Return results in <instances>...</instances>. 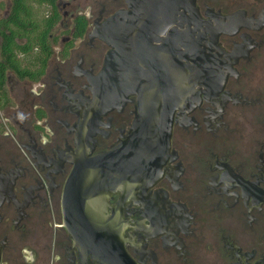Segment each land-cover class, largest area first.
I'll return each mask as SVG.
<instances>
[{
    "label": "flooded vegetation",
    "instance_id": "obj_1",
    "mask_svg": "<svg viewBox=\"0 0 264 264\" xmlns=\"http://www.w3.org/2000/svg\"><path fill=\"white\" fill-rule=\"evenodd\" d=\"M205 4L222 16L243 10L245 18H257L264 0H195L202 20L210 18L204 14ZM12 6L13 0H8L0 16V58L4 33L10 36ZM54 6L58 18L44 45L37 44L32 33H15L17 45L31 47L26 52L13 50L25 74L7 67L0 90V174L7 175L12 168L19 173L12 188L18 203L24 201L21 186H36L35 179L44 187L32 189V196L45 201L33 197L19 211L4 194L0 264H76L73 239L63 225L61 196L74 166L78 115L92 95L85 75L75 74L74 67L93 75L100 72L111 46L98 38L89 40L88 35L94 21H105L127 4L125 0H54ZM18 7L21 18L30 24L46 18L53 6L45 0H23ZM27 29L31 32L32 27ZM243 33L253 41L249 56L231 64L238 77L228 73L219 98L201 99L187 114L197 120L198 128L194 130L192 123L180 126L175 122L180 109L173 113L169 154L174 149L177 156L169 164L182 163L176 181L182 187L173 189L165 175L149 187L151 195L161 189L168 202L186 206L188 226L178 231L182 242L166 249L160 236L147 239L145 256L138 259L125 241L126 252L137 264H264V202L246 205L241 188L225 189L220 178L230 168L264 189V26L240 27L233 35L220 32L217 42L229 54L233 42H242ZM127 98L134 102L126 101L122 112L113 108L101 116L103 123L113 118L109 128L96 125L110 134L91 136L97 142L87 156L111 149L134 130L137 94Z\"/></svg>",
    "mask_w": 264,
    "mask_h": 264
},
{
    "label": "water",
    "instance_id": "obj_2",
    "mask_svg": "<svg viewBox=\"0 0 264 264\" xmlns=\"http://www.w3.org/2000/svg\"><path fill=\"white\" fill-rule=\"evenodd\" d=\"M126 9L111 14L105 21H94L89 40L98 38L111 46L100 72L74 67L85 75L91 92L89 106L78 115L74 137V166L61 196L63 225L73 239L76 264H137L126 252L129 242L137 258L145 256L147 239L160 236L167 249L182 240L178 231L188 226L186 206L172 204L165 191L151 195L149 187L164 175L173 189L184 169L181 162L171 166L177 153L169 154L173 113L180 126L198 128L197 120L187 117L201 99L212 102L223 91L228 73L238 77L231 64L247 58L252 41L246 33L241 43L233 42L227 54L218 45L220 32L235 34L240 27L264 26V7L257 18H245L238 10L222 16L206 4L202 20L195 0H125ZM130 94H137L134 130L109 150L87 156L94 149L97 133L108 137L109 128L101 116L116 108L122 112ZM135 105V104H134ZM19 173L13 168L0 174V205L4 194L19 210L32 202V189L44 187L37 179L18 203L12 192ZM225 189L239 186L243 203L259 206L264 189L244 181L230 168L221 175ZM39 197V196H38ZM40 200L43 198L39 197ZM45 202V201H44ZM1 258V246H0Z\"/></svg>",
    "mask_w": 264,
    "mask_h": 264
},
{
    "label": "trees",
    "instance_id": "obj_3",
    "mask_svg": "<svg viewBox=\"0 0 264 264\" xmlns=\"http://www.w3.org/2000/svg\"><path fill=\"white\" fill-rule=\"evenodd\" d=\"M37 1H40V0H37ZM45 1L51 3L53 6L51 9L52 10L51 14H49L46 18H42V19L36 20V22L28 24L24 21L23 18H21L20 8L18 7V5L21 2H23V0H13L12 10L9 16V20L11 22L10 36L4 33V42H3V47H2L3 55H2V58H0V90L2 89V86L4 83L5 70L7 67L14 69L21 76L25 74V70H22L20 68L21 63L15 60L14 58L15 54L13 53V50L17 48L16 50L18 52H26L27 50L31 49V47L27 46L26 48H24L23 45H17L13 38L15 36V33L29 32L28 36L32 33L34 35V39H37L35 42L39 44L40 46H42L45 43V37H46L48 30L56 22L58 15L56 12V8L54 6V0H45ZM29 20L35 21V19H29ZM29 27H32L31 32L27 29Z\"/></svg>",
    "mask_w": 264,
    "mask_h": 264
},
{
    "label": "rangeland",
    "instance_id": "obj_4",
    "mask_svg": "<svg viewBox=\"0 0 264 264\" xmlns=\"http://www.w3.org/2000/svg\"><path fill=\"white\" fill-rule=\"evenodd\" d=\"M7 2L8 0H0V16L3 14V11L5 10Z\"/></svg>",
    "mask_w": 264,
    "mask_h": 264
}]
</instances>
